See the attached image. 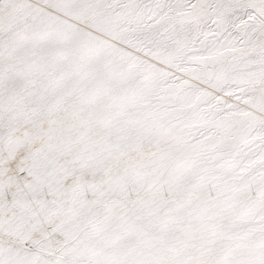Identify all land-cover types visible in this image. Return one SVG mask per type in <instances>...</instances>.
<instances>
[{"label": "snow or ice", "instance_id": "1", "mask_svg": "<svg viewBox=\"0 0 264 264\" xmlns=\"http://www.w3.org/2000/svg\"><path fill=\"white\" fill-rule=\"evenodd\" d=\"M0 264H264V0H0Z\"/></svg>", "mask_w": 264, "mask_h": 264}]
</instances>
